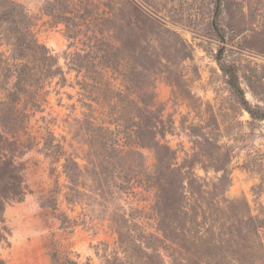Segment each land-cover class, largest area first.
Instances as JSON below:
<instances>
[{"label": "rangeland", "instance_id": "rangeland-1", "mask_svg": "<svg viewBox=\"0 0 264 264\" xmlns=\"http://www.w3.org/2000/svg\"><path fill=\"white\" fill-rule=\"evenodd\" d=\"M0 264H264V0H0Z\"/></svg>", "mask_w": 264, "mask_h": 264}, {"label": "trees", "instance_id": "trees-1", "mask_svg": "<svg viewBox=\"0 0 264 264\" xmlns=\"http://www.w3.org/2000/svg\"><path fill=\"white\" fill-rule=\"evenodd\" d=\"M220 62V60H219ZM221 70L223 71V73L227 76L228 80L227 83L229 85V87L234 91L237 92L238 91V87H237V78L234 75V73L227 67H224L221 64Z\"/></svg>", "mask_w": 264, "mask_h": 264}]
</instances>
